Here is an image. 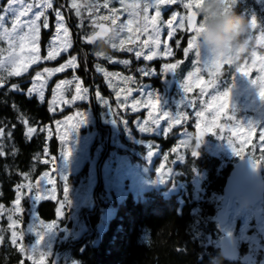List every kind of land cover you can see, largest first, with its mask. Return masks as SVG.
<instances>
[{"label":"rangeland","instance_id":"rangeland-1","mask_svg":"<svg viewBox=\"0 0 264 264\" xmlns=\"http://www.w3.org/2000/svg\"><path fill=\"white\" fill-rule=\"evenodd\" d=\"M73 2L81 5V15L78 18L79 21L83 22L82 26L86 30L83 38L85 42L96 43L101 41L106 43L110 49L118 51L129 52L127 49L133 48L134 50L132 53L134 55L136 50H141L138 46L142 44L143 40L147 39V37L143 33H135V25L132 26V33H129L127 28H125L120 33L119 38H113L110 30L115 26L112 25L111 20L93 19L94 15L96 17L107 16L110 14L109 9L115 8L117 9L118 16L116 24H124L129 19V13L124 11L122 5L120 4V0H109V8L103 7L104 0H91V2L99 5V7L94 10V12H90L87 8L82 6L85 0H70V6ZM132 2H134V0H125V3ZM257 2L261 5V9L264 11V0H257ZM39 3L40 0H17L16 2L14 8L16 14L19 15V13L23 11L26 13V15L21 16L20 20L16 21L17 29L12 33L14 39H0V75L5 77L4 80L9 77L16 76L9 75L12 65L8 62V57L10 54H15L17 57L22 54L19 36L28 31V27L26 26L25 22L31 21L33 18H35V13L37 11H42L44 13L43 16L37 19V24L39 25V38L37 40V46L39 49L40 59L35 63H28L26 69L20 70V75L25 74L34 65L42 63L46 60L52 61L63 54L66 55L67 58L61 64H66L72 56H75L71 55L69 52L72 46V41L68 32V39L71 42V46L68 48V50L60 51L59 54L53 59H45L50 48L59 47V41L57 40L58 29L56 27V10L54 11V32L48 41L46 56L42 57L40 55V34L41 30L45 28L44 17L46 16L48 19L49 8L41 9L39 7ZM29 6H31V10H29ZM161 8V15L157 21L161 27V44L156 49L157 53H163V41L167 39L169 42L170 40V38L167 36V21L171 18V12L176 11L179 14L186 15V10H184L180 4L161 6ZM59 11L61 12L63 23L65 27H67L65 17L62 11ZM73 11L76 14V10L73 9ZM155 11V8H150L149 16L154 14ZM4 14L5 12L3 10L1 15ZM14 19L15 17L12 15V12H9L6 16V19L3 22H0V32H3L5 28L12 32ZM250 22L251 18L248 23V46L241 53L240 59L233 63V65H221L218 72H216L217 86L215 91L213 88H207L203 93H201V87L203 84H196L195 80H193L191 90L187 93H184L180 88V84L185 82V78L188 76L189 72H195V68L202 66H193L192 70L186 74L184 79L177 82L174 78V73H165V70L163 69V65L165 63H176L177 60L173 56V53L171 56L159 54L154 56L152 59H160L163 62L158 68H155L154 66L146 67L143 65L142 69L148 71V75H144V73L140 70V76H155L158 72L161 73L162 82H165V90L163 92H159L157 87H152L148 83L141 82L139 77L133 71L125 73V71L122 72L111 70L102 64H97L95 66V70L102 76L107 88L115 99V103H117L116 107L115 105L112 106L107 102L109 99L108 96L103 95L99 90H95V99H98L99 105L105 107H103L104 110L100 112L101 119L104 124L110 125L109 144L114 146V148L106 152L105 156L103 157V163L102 159L100 163L98 161L104 152L105 140L101 131L96 126L89 89L83 85L81 79L74 73V70L78 67L77 59L75 61V67H73L71 64H68L60 72H52L49 74L44 72V69H56L59 68L61 64L53 67L44 66V68L34 72L27 90L32 87L33 84L36 85L37 89H40L41 84H43V98H40L38 92H33L29 95L28 91L25 90L27 96H34L42 102L46 99L47 91L49 90L47 103L52 114H59L68 109L71 110L64 116L55 118L51 123H47L43 127L47 141H49L52 137L56 138L58 142L57 153L52 155L46 149L44 152L45 158L43 160L44 162L48 163V170L43 172L38 177V179L33 182L26 183L22 186H16L14 201L19 194L20 202L18 206L22 210L20 212L15 211L17 204H15L14 201L7 209L0 208V231L1 222L4 220L5 227L9 232L10 240L21 253L24 261H26L25 264H39L41 261V253H48L47 255L43 256V264H52L54 255L59 252L56 248V245H58L60 242L77 238L85 230V226L79 221L77 217V212L80 206H92L93 201L91 192L95 186L98 174L101 175L103 183L107 189V197L111 200H124V198L129 193H131L135 198L142 197L143 192L147 189L166 187L163 193L169 194L170 192H173L179 188V185L175 184V181L173 180L174 161L169 157V152L162 151L160 143H156L152 139L146 138V136L161 134L163 136L166 135L163 132V128L168 127L170 130L172 125L176 123L173 122L169 126L168 118L163 115V112H169L170 114L175 115L178 106L181 104L183 96L186 97V100L192 101L191 107H187L189 110L195 112H204V116L199 118L202 121V128H204L205 122H210L212 115H214L213 110L208 108V100H210L211 96L215 95L217 91L222 92L226 87L231 85L230 102L235 109V121L239 122L242 128L245 127L249 121L256 123L254 130L251 133V138L247 142L242 143V133L238 132L236 135H233V119L229 118L232 116L231 109H226L217 121L218 125H225V127L223 129L220 127H215L211 133L205 131L202 142L198 147L206 146L212 153L222 157H227L228 159H232L235 156L241 157L233 154L227 144L228 140L232 141L233 147H236L237 149L242 148L244 156H248L250 158L251 155L257 156L259 152L264 151V141L260 140V128L262 125H264V102H261L256 96V93L259 91L258 86L251 85L249 83V78H246L236 72L237 67L247 65L250 79L256 80L260 75H262L259 66V57L264 56V40H260L259 37L261 33L264 32V19L262 20L261 25L257 21L255 28L250 27ZM173 23H177V21H173ZM101 24L104 25V29L108 31H102V29L99 27ZM21 28H23V31H20ZM97 33H100V35H96ZM89 35H93L95 37L91 42L86 39ZM129 35H133V38L135 35H139L140 39L135 40V43L133 44H129L127 42ZM59 36L63 37L62 30L59 31ZM121 39L125 41L123 47L119 46ZM112 43H115L117 47L113 48ZM24 51L27 52V48H25ZM253 51H255L257 54L256 58H253L251 55ZM147 54L148 49H143L141 56L137 57L135 55V57L137 59L144 60L143 57ZM201 55H205L202 50ZM192 57V60L195 59L194 53H192ZM99 58L103 61H106L107 63L120 65V67L123 68L131 64L129 58H124L122 56L115 57L110 52L104 56H99ZM123 60H127L128 63H121ZM225 68H232L230 75L227 74L228 72ZM68 70L73 71L72 75L67 74L61 78L55 79L49 88L52 79L56 75H64V73ZM38 72L41 73L39 77L36 75ZM129 77L131 79H126ZM196 78L206 83L209 79V71L202 70L196 74ZM62 80L67 81L68 83L61 84L60 88L57 89V84ZM77 85H79V88ZM140 88L144 93L145 100L147 99V94L152 92L156 93L159 100V105H157L156 108H150L147 106V104L142 102L138 107L135 109L133 108V101H141V93L139 91ZM11 89L13 88L11 87ZM53 89H56L55 94L53 93ZM171 90H173L174 93H171ZM73 96H78L79 98L73 100ZM183 107L184 105H182L179 109V111L182 113H184ZM126 113L137 115L134 117H126L123 115ZM150 113L160 120V134L157 130H153L152 133H143L139 130V125L143 123H148L151 127H157L156 125H151L149 119ZM81 114L86 115V122L81 124L74 132L68 133L69 139L66 143L71 150V154L68 160L64 161L61 156V151L64 145L59 139V136L64 135L70 126L81 118ZM129 119H132L131 122H129ZM179 119L181 120V117H179ZM196 119L198 118L196 117ZM134 121L136 123H134ZM119 123L121 127L124 128L125 139L118 138L117 125ZM196 133L197 129H195L193 133H184L182 131L180 134L181 141H194V145L196 146ZM130 141L132 144L141 146V149L137 150L130 147L126 154L120 153L118 151L119 147H128V142ZM149 146H151V150L153 151L151 158L146 157L147 152L149 151ZM128 154L134 157L135 161L131 160L128 157ZM255 162L260 163L264 167V154L261 156L258 155V158L255 160ZM85 163L89 165L87 174L78 175ZM162 165V172H168L169 169L171 171L168 172V175L164 177L163 181H160L158 180L160 177H158L156 169ZM57 168L58 171L66 174L67 176L68 200L70 201V204L65 201L63 190L64 181L60 179ZM44 173H47L48 175L45 177ZM49 181H51V183ZM195 184L199 185V180H196ZM37 193H39L41 197L38 201L35 199ZM42 200L56 201L57 207L61 208V212L63 213L59 216V218H61V220H65V224L63 226H61L60 221H43L38 217L36 209L38 203ZM25 208H28L26 211V220L24 217L25 214L23 212ZM262 213L263 211L260 208L254 211L250 208L245 211H240L238 206L231 207L230 219L228 223L223 226L218 225V230L221 233V236L232 234L237 219L240 218L241 220H244V228L241 229L237 239L238 241L246 242L250 249L254 247L255 250L259 247L258 242L260 238L256 235L252 236L249 234L248 230L252 225L251 221L254 220V217L257 219L260 218V222L258 223L264 224L262 220ZM9 215H11L12 219L16 221L15 224H13L8 219ZM41 221H43V224ZM53 221L56 222V227L44 236L43 240L41 241V245L36 246V251L31 254L30 258L27 250L35 244V240L38 238L36 233L40 232L43 235L47 231L45 226ZM13 232L17 233L15 238L12 237ZM22 248L25 249V251H21ZM66 256L67 255L65 253H60L55 261V264L60 263V257L65 259ZM71 262L72 261L69 260L67 264H70Z\"/></svg>","mask_w":264,"mask_h":264},{"label":"trees","instance_id":"trees-1","mask_svg":"<svg viewBox=\"0 0 264 264\" xmlns=\"http://www.w3.org/2000/svg\"><path fill=\"white\" fill-rule=\"evenodd\" d=\"M233 13L244 18L249 23L255 17L258 23L264 19V11L257 0H234ZM52 7L48 9V27L43 28L40 34V55L46 56L47 45L54 32V11H62L69 30L72 46L70 54L77 58L78 67L74 73L89 89L90 100L95 116L97 128L104 138V152L114 146L109 144L110 125L104 124L100 112L104 106L99 105L95 99V90L109 97L107 102L117 106L112 93L107 88L102 76L97 73L95 66L102 64L111 70L125 73L133 71L139 80L157 87L159 92L165 89L161 73L155 76H140L143 65L146 67H160V59L144 61L137 59L132 52L112 50L104 42L87 43L84 41L85 28L79 21L70 6V0H51ZM6 0H0V15ZM176 39H181V45H176ZM187 46L186 34L178 29L174 38H170L169 47L176 60L181 61L174 70V78L182 81L186 74L192 70V53L185 56L183 47ZM103 47L106 54L110 52L115 57L130 59V65L120 67L103 61L96 52ZM61 55L54 60H46L34 65L25 74L12 76L2 82L0 88V208H9L15 199V188L33 182L48 170V163L44 162V152L56 154L58 142L55 137L46 140L43 127L55 118L64 116L71 109L59 114H52L48 108L47 97L39 101L36 97H29L25 90L36 70L44 66H57L66 60ZM226 69V68H225ZM230 75L232 68H227ZM68 70L64 75H56L55 79L65 75H72ZM228 76V75H226ZM12 84L19 85L17 90L11 89ZM171 93H174L171 90ZM104 107V108H103ZM185 117H181L179 124H173L166 135H150L146 138L160 143L162 151H168L173 159V180L179 185L175 191L164 194L166 187L147 189L142 197L135 198L129 193L124 200L117 201L107 197V189L101 175H97L95 186L91 192L92 206H80L77 217L85 226V230L71 240L56 245L60 253L59 264H67L69 260L78 264H241L223 260L219 252L221 233L218 230L216 211L220 209V199L224 181L233 163L239 157L228 159L212 153L206 146L197 148L198 155L193 157L191 150L195 148L194 141L188 142L185 147L181 141V132L193 133L196 129L195 111L183 107ZM99 111V112H98ZM126 117L137 114L126 113ZM132 119H129L131 122ZM121 122V121H120ZM33 131L27 133V129ZM117 135L125 139L124 128L117 125ZM136 135V134H135ZM96 142V141H94ZM134 145V146H132ZM141 149V146L128 142V147L120 148V153L126 154L129 148ZM173 149L176 151L174 152ZM264 151L258 153L263 155ZM258 155H251L253 161ZM135 161V158L128 154ZM183 157V160L180 159ZM100 168V167H99ZM89 165L85 163L78 175H86ZM199 180V185L195 181ZM170 183V182H169ZM57 203L52 200H42L37 205L38 217L43 221H60L61 226L65 220L57 215ZM24 209L25 220L27 218ZM65 260V261H64ZM21 253L12 244L5 221L1 222L0 231V264H25Z\"/></svg>","mask_w":264,"mask_h":264},{"label":"snow or ice","instance_id":"snow-or-ice-1","mask_svg":"<svg viewBox=\"0 0 264 264\" xmlns=\"http://www.w3.org/2000/svg\"><path fill=\"white\" fill-rule=\"evenodd\" d=\"M17 0H6V5L4 15H0V22H3L6 19V16L9 12H12V15L15 17L13 20V29L12 32H10L8 29H4L3 32H0V39L3 38H9V39H14L13 37V32L16 31L17 29V23L16 21H19L21 16L26 15L25 12L21 11L19 15L16 14L14 11L15 5H16ZM202 3V0H134L132 3H125V0H120V4L122 5L124 11H127L129 13V19L124 23L117 25V9L111 8L109 9V15L107 16H101V17H96L95 15L93 16V19H99V20H111L113 27L110 31L112 33L113 38H119L120 33L127 28L129 33L133 32V25H135V33H143L147 39L143 40L142 44H140L138 47L141 50H136L135 55L137 57H140L142 54L143 49H148V54L145 55L143 58L144 60H151L154 56L156 55H164V56H171L172 51L169 47V42L168 40L163 41V48L164 51L163 53H157L156 49L157 47L161 44V27L157 23L160 15H161V6H167V5H173V4H180L184 10H186V15L184 14H179L176 11L171 12V18L167 21V36L169 38H174V35L176 33L177 29L182 30L186 36H187V46L183 47V53L185 56H188L190 52L195 54V59L192 60L193 66L196 65H201L202 67L195 68V72H189L188 76L185 78V82L180 84V88L183 90L184 93H187L191 90L192 86V81L195 80L196 84H203L201 87V93H203L207 88H213V90H216L217 86V77H216V72L220 69L221 65H233V62L231 60H217V59H211L208 56L201 55V50L199 46L196 43V39L194 36V33L199 30L198 28V22H199V16L197 15V12L195 11V8L199 7L200 4ZM221 3L224 5V10H233V3L234 0H221ZM84 8H87L88 11L94 12L96 8L99 7L98 4L91 2V0H85L84 4L82 5ZM39 7L41 9L44 8H51L52 3L51 0H40ZM71 7L76 10V15L79 17L81 15V5L73 2L71 4ZM104 8H109V0H104L103 3ZM150 8H155L156 11L154 14L149 16V9ZM29 10H31V6H29ZM44 13L42 11H37L35 13V18H33L31 21L25 22L26 26L28 27V31L24 32L23 35L19 36V41H20V49H21V55L17 57L15 54H10L8 57V62L12 65L11 72L9 75H20V70L21 69H26L28 63H35L40 59L39 56V49L37 46V40L39 38V25L37 24V19L43 16ZM55 15L57 18V40L59 41V47H52L48 51L47 57L45 59H53L55 58L56 55L59 54L60 51H67L68 48L71 46V42L68 39V28L65 27L62 17H61V12L57 9L55 11ZM173 21H177V23H173ZM257 25V20L255 17L251 18L250 22V27L255 28ZM44 27H48V19L45 16L44 17ZM99 27L102 29V31H108L104 29V25H99ZM63 31V37L59 36V31ZM20 31H23V28L20 29ZM96 35H100V33H97ZM95 37L93 35L87 36V40L89 42L93 41ZM250 38V37H249ZM140 39L139 35H135L133 38V35H129L127 42L129 44L135 43V40ZM260 40H264V32L261 33ZM107 42V41H106ZM176 45L180 46L181 45V39H176ZM125 44V41L123 39L120 40V45L123 47ZM112 47L116 48L117 45L115 43H112ZM27 48V52L24 51V49ZM129 52H132L134 49L133 48H128L127 49ZM253 58H256L257 54L255 51L251 53ZM96 56H104L103 54L96 53ZM76 56H72L71 59L66 63V64H61L59 68L56 69H49L45 68L44 72L51 74L52 72H60L62 71L68 64H71L73 67H75V61H76ZM123 64H127V60L121 61ZM181 61L177 60L175 64H168L165 63L163 65V69L165 70V73L167 72H172L174 73L175 68L177 65H179ZM259 66H260V71L262 75L258 77V79L253 80L250 79L249 77V71H248V66H239L236 69V72L241 74L242 76L249 78V83L251 85H256L259 88V91L256 93V96L259 98L261 102H264V56L259 57ZM202 70H208L209 71V79L206 83L201 81L200 79L196 78V74L201 72ZM216 70V71H213ZM141 71L144 73V75H148L149 72L141 69ZM37 77L41 75V73L36 74ZM235 75V74H234ZM233 75V76H234ZM5 77L0 75V83L4 81ZM126 79H131L126 78ZM68 83L67 81H60L56 88L59 89L61 84ZM13 89H18L19 85L13 84L11 86ZM79 88V85H77ZM43 84H41L40 89H37L36 85L33 84L32 87H30L27 91L29 95L33 92H38L40 98H43ZM231 85L226 87L222 92L217 91L215 95L211 96V99L208 100V108L212 109L214 112V115H212L210 122H205V127L202 128V121L199 119L200 117L204 116L203 111H196L195 116L198 118L196 120L195 127L197 129L196 133V147L191 150V155L193 157L198 155L197 148L199 144L202 142V138L204 135V132L211 133L213 131V128L215 127H220L223 129L225 125H218L217 121L220 118L221 114L225 112L226 109H231L232 116L229 117L230 119H233V135H236L238 132L242 133V143L247 142L251 138V133L254 130V126L256 123L254 122H247V125L245 127H241L240 123L235 121V109L231 105L230 102V95H231ZM56 89H53V93L55 94ZM87 91V90H84ZM141 93V101H133V108L135 109L136 107L139 106V104L145 103L147 104L148 107L150 108H156L157 105H159V100L155 92H152L150 94H147V99H144V93L141 91V88L139 89ZM119 95V94H118ZM78 96H73V100L78 99ZM191 100H186V97L183 96L182 101L180 106H178V109L175 113V115L170 114L169 112H163V115L168 118L169 126L174 122L176 124H179L181 121L179 117H185L186 114L182 113L179 111L180 107L184 105L185 107H191ZM203 103V101H202ZM69 119V118H66ZM149 119L151 122V125H156L157 127H151L149 126L148 123H143L139 125V130L143 133H152L153 130H157L160 134V120L157 119L155 116L149 114ZM243 121L242 119H240ZM114 121V120H113ZM86 122V115L81 114V118L77 120L75 123H73L70 128L65 132L64 135L59 136V139L63 143L64 147L62 148L61 151V156L64 161H67L70 154L71 150L67 145V141L69 139L68 133L74 132L76 129L79 128V126L83 123ZM134 123H136L134 121ZM33 131V129L28 128L26 134H30ZM169 131L168 127L163 128V132L167 134ZM223 138V137H221ZM260 140L264 141V125L261 126L260 128ZM182 144L187 147L188 146V141H182ZM228 146L230 147L231 151L233 152L234 155L237 156H244L243 154V149H237L236 147H233L232 141L228 140L227 142ZM175 152L176 150L173 149ZM4 153L0 151V156H2ZM153 155V151L151 150V146H149V151L147 152V158H151ZM181 160H183V157H180ZM251 159V158H250ZM252 160V159H251ZM257 163L252 160V166L256 167ZM163 165L161 167H158L156 169V173L158 174V177H160V181L164 180V177L168 175V172L171 170L169 169L168 172H162ZM58 171V168H57ZM60 179L64 181L63 185V190H64V197L65 201L70 204V201L68 200V184H67V176L66 174L61 173L58 171ZM48 174L44 173V176L46 177ZM51 183V181H49ZM39 193H37L35 199L38 201L40 199ZM20 202V196L19 194L16 197V200L14 201L15 204H17V207L15 209L16 212H20L22 209L18 206ZM57 215L60 216L63 213L61 212V208H57ZM8 219L15 224L16 221L12 219V216L9 215ZM43 224V221H41ZM47 231L42 235L40 232L36 233V236L38 237L35 240V244L28 249L29 257L31 258V254L36 251V246L41 245V241L43 240L44 236L52 231L56 227V222L53 221L46 226ZM17 235L16 232L12 233V237L15 238ZM21 251H25V249H21ZM48 253H41V261L39 264H43V256L47 255ZM55 264V261L53 262Z\"/></svg>","mask_w":264,"mask_h":264},{"label":"clouds","instance_id":"clouds-1","mask_svg":"<svg viewBox=\"0 0 264 264\" xmlns=\"http://www.w3.org/2000/svg\"><path fill=\"white\" fill-rule=\"evenodd\" d=\"M195 11L200 19L194 36L200 50L211 59L237 62L249 44L247 21L225 11L221 0H202ZM96 53L105 55L106 51L101 47Z\"/></svg>","mask_w":264,"mask_h":264},{"label":"water","instance_id":"water-1","mask_svg":"<svg viewBox=\"0 0 264 264\" xmlns=\"http://www.w3.org/2000/svg\"><path fill=\"white\" fill-rule=\"evenodd\" d=\"M3 84L0 83V88ZM239 207H251L257 202L264 200V179L262 175V165L257 163L256 167L252 166V160L248 156L239 157L230 168L225 178L222 188V197L220 199V208L216 211V221L219 226L228 223L230 219V210L233 201ZM219 252L223 260L232 262L238 259V248L235 237L232 234L221 236L219 240ZM59 253L57 252L53 261H56ZM242 263H249L250 257L244 255L240 258ZM70 264H78L72 261ZM260 264H264L262 261Z\"/></svg>","mask_w":264,"mask_h":264},{"label":"flooded vegetation","instance_id":"flooded-vegetation-1","mask_svg":"<svg viewBox=\"0 0 264 264\" xmlns=\"http://www.w3.org/2000/svg\"><path fill=\"white\" fill-rule=\"evenodd\" d=\"M262 175H263V179H264V167H263V165H262ZM235 206H238L240 211H245L249 208L254 211V210L260 208L263 211L262 220L264 222V200L257 202L255 205H253L251 207H245L242 209L239 207V205L236 203V201H233L232 207H235ZM219 208H223V206H221ZM259 220H260V218L257 219L256 217H254V220L251 221L252 225L248 230L249 234H251L252 236L256 235L260 238V240L258 242L259 247L254 250V247L250 249L249 245L246 242L238 241V239H237L238 234L241 232V229L244 228L245 222H244V220H241L240 218L237 219V222L235 224L232 235L236 239L239 256H238L237 260H234L232 262H239L241 264H260L262 261H264V224L258 223V222H260ZM244 255H248L250 257L249 263H242L240 261V258Z\"/></svg>","mask_w":264,"mask_h":264}]
</instances>
